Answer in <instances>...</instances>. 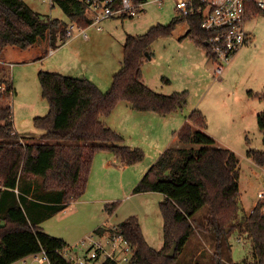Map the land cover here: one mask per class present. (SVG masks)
Wrapping results in <instances>:
<instances>
[{"label":"trees","instance_id":"trees-1","mask_svg":"<svg viewBox=\"0 0 264 264\" xmlns=\"http://www.w3.org/2000/svg\"><path fill=\"white\" fill-rule=\"evenodd\" d=\"M52 2L61 7L68 22L44 18L24 0H0V60H42L49 49L65 43L70 22L81 28L90 26L85 2ZM179 22L188 25L185 36L207 51L208 34L200 26V17L176 14L166 25L156 24L143 34L126 35L122 66L112 75L111 85L105 92L86 77L39 70L41 94L49 109L45 115L34 117L33 125L45 131L43 142H21L13 132L12 120H2L9 111H0V183L4 187L0 192V264H10L41 249L46 251L51 264H69L58 252L68 243L44 232L29 219L11 190L16 188L21 174L29 180L40 177L44 190L59 192L51 201L56 202L52 210L55 213L84 193L97 152L108 151L125 164L142 160L143 150L121 144L123 137L100 117L111 114L122 100L136 111H154L159 115L169 114L186 103V90L171 94L153 91L143 82L141 74L145 55H150V44L159 36L169 35ZM248 94L264 102V88ZM256 121L264 142V109L257 114ZM206 126L204 113L193 109L177 133V143L212 146L194 148L176 143L168 146L136 184L135 192H160L164 197L159 202L163 218L160 249L146 242L137 217L129 216L117 225L134 250L135 264H176L178 254L196 230L193 217L203 206L207 213L205 225L200 228L211 233L214 239V264H228L223 259V248L234 229L251 238L253 261L232 264H264V193L255 201L244 222L238 224V158L229 148L213 146L215 140L204 131ZM247 156L264 166V151L249 149ZM32 189L27 187L23 195H29ZM113 209L108 208L109 212ZM94 230L100 231L102 226ZM174 241L176 250L169 256Z\"/></svg>","mask_w":264,"mask_h":264},{"label":"rangeland","instance_id":"rangeland-1","mask_svg":"<svg viewBox=\"0 0 264 264\" xmlns=\"http://www.w3.org/2000/svg\"><path fill=\"white\" fill-rule=\"evenodd\" d=\"M24 1L44 18L68 22L61 7L52 0ZM176 14L172 0H164L161 7L154 0H147L138 15L110 16L100 21L99 30L95 25L86 27L89 39H82L80 30L74 28L65 43L77 38L75 49L86 48L77 57L83 67L81 71L86 74L80 72L74 77L83 73V77L95 79L96 83L102 81L99 82L102 83L100 89L107 91L112 75L122 66L124 37L143 34L156 24L166 25ZM244 27L251 35L250 42L232 57L219 78L213 75L215 64L203 47L185 36L187 23L179 22L169 35L157 37L149 46L150 55H145L141 64L143 82L163 94L186 90V103L172 113L159 115L154 111H136L124 100L118 102L110 115L100 119L112 129L117 127L121 131L125 137L121 144L143 148V159L121 166L122 161L116 158L120 167L112 165L105 169V159L99 158L91 169L84 193L55 213L52 210L56 202L52 204L51 201L59 192L44 190L40 177L29 180L21 174L16 188L11 191L28 218L44 232L64 239L75 249L76 243L91 234L97 225H118L129 216H135L146 242L154 249H160L163 246V218L159 202L164 196L154 191L135 192L134 188L166 145L212 146L183 145L177 143V138L172 139L173 131L179 129L190 112L202 106L209 112V129L217 135L218 141L213 146L229 148L238 158L236 222L243 223L258 200V194L264 193V166L247 156L249 149L264 151L263 135L256 121L257 114L264 109V102L248 94L249 91L261 92L264 88V10L251 15ZM10 63L12 66L5 65L2 74L11 78L15 89L13 128L21 142H43L45 131L33 125V118L45 115L49 106L42 97L37 73L52 70H48L42 60ZM27 187H32L33 191L24 196ZM109 207L114 208L112 212ZM206 213V206L195 213L196 230L178 254L176 264H214V239L211 233L200 228L205 225ZM252 251L253 243L247 233L234 229L228 235V245L223 248V259L228 264L249 263L253 261Z\"/></svg>","mask_w":264,"mask_h":264},{"label":"built area","instance_id":"built-area-1","mask_svg":"<svg viewBox=\"0 0 264 264\" xmlns=\"http://www.w3.org/2000/svg\"><path fill=\"white\" fill-rule=\"evenodd\" d=\"M86 3V11L91 19L90 25L100 29V21L114 15L135 16L142 11L143 2L133 0H81ZM179 15H198L200 26L208 34L205 40L207 56L214 62L213 75L218 77L224 72L233 56L247 42L251 35L245 29V22L258 11L264 10V0H172ZM159 7L164 0H154ZM74 28L87 38L85 28L74 22L67 26L66 36H72ZM53 49H49L51 54ZM10 62L0 60V111H9L2 119L12 120V98L15 93L11 78L2 74ZM2 121V122H3ZM13 128V123H12ZM13 132H16L13 128ZM0 183V192L3 190ZM262 193L258 194L261 197ZM78 245V246H77ZM60 255L69 264H135L134 250L117 225H104L102 230H94L76 243L75 249L67 245L59 249ZM10 264H51L44 249L28 254Z\"/></svg>","mask_w":264,"mask_h":264},{"label":"crops","instance_id":"crops-1","mask_svg":"<svg viewBox=\"0 0 264 264\" xmlns=\"http://www.w3.org/2000/svg\"><path fill=\"white\" fill-rule=\"evenodd\" d=\"M81 35V34H80ZM78 37V36H77ZM83 37V35H82ZM82 39H89V36L87 34V38H82ZM77 40L76 39H70L68 40L66 43L60 45L59 47L53 49V52L51 54H48L50 56H48V58H44L42 59V63L43 64H46V68L48 70H53L54 71H58V72H61V73H64V75H68V76H74V74H77V73H80V72H84V74H86V71H81L83 67L80 66L79 64V59H77L78 56H80L84 50L86 48H78L74 46H77V43H74L75 41ZM124 40H125V37H124ZM124 40H123V43H124ZM84 41V40H82ZM250 42V41H249ZM249 42H247L246 44H248ZM84 43V42H83ZM122 43V44H123ZM245 44V45H246ZM44 66V65H43ZM80 77H83V73L80 74ZM112 79V77H111ZM92 80V82H94L99 88L100 87V84L102 83H99V82H102V81H99L98 83H96V81H94L95 79H90ZM12 82V80H11ZM12 85H13V82H12ZM14 87V86H13ZM15 90V89H14ZM213 103V101H212ZM118 104V103H117ZM117 106V105H116ZM116 108V107H115ZM114 108V109H115ZM113 109V110H114ZM200 110L204 113L205 117H206V121H207V126H206V129L204 131H206L211 137H213V139L216 141H218L217 139V135L216 133H214L213 131H211L210 128V119L208 117V114L209 112L204 109V107H200ZM148 112V111H147ZM112 113V112H111ZM145 113V112H144ZM172 113V112H171ZM110 115V114H109ZM215 116V114H214ZM156 117V116H155ZM102 121V120H101ZM103 122V121H102ZM187 122V118H185V121L184 123L181 124V126L179 127V129L177 130H174L173 133H172V139H176L177 137V133L181 130V128L183 127V125ZM104 123V122H103ZM105 124V123H104ZM107 124V123H106ZM105 124V125H106ZM107 126H109L107 124ZM114 127V126H113ZM111 128V127H110ZM116 128V130H118L119 134L122 136V133L121 131L117 128V127H114ZM114 130V129H113ZM115 130V131H116ZM117 132V131H116ZM123 137V140H125V137L124 135L122 136ZM175 141V140H174ZM126 145V144H125ZM129 146L131 147H135L134 144H128ZM168 145H166L164 148H162V150L160 151V153L162 151H164L165 148H167ZM143 149V148H142ZM159 153V154H160ZM104 158L105 161H106V164H105V169L106 168H111V166H117V167H120V164L118 162H116L117 160H115L116 158L108 151H99L95 154L94 156V159H93V163H92V167L91 169L93 168V165L94 163L96 162V160H98L99 158ZM156 160V159H155ZM121 166H126V164L124 162H122ZM149 166V165H148ZM91 172V170H90ZM87 188V187H86ZM255 205V203H254ZM253 205V206H254ZM102 225V224H101ZM100 225H97L94 229H96L97 227H99ZM60 238V237H58ZM62 239V238H61ZM64 240V239H63ZM65 241V240H64Z\"/></svg>","mask_w":264,"mask_h":264},{"label":"water","instance_id":"water-1","mask_svg":"<svg viewBox=\"0 0 264 264\" xmlns=\"http://www.w3.org/2000/svg\"><path fill=\"white\" fill-rule=\"evenodd\" d=\"M176 246H177V243L174 241L172 247L170 248V250H169V252H168V255H169V256L174 255V252H175V250H176Z\"/></svg>","mask_w":264,"mask_h":264}]
</instances>
